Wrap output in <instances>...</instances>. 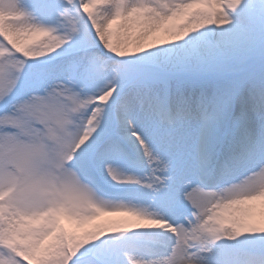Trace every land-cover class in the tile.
I'll return each mask as SVG.
<instances>
[{"label": "snow or ice", "instance_id": "snow-or-ice-1", "mask_svg": "<svg viewBox=\"0 0 264 264\" xmlns=\"http://www.w3.org/2000/svg\"><path fill=\"white\" fill-rule=\"evenodd\" d=\"M0 264H264V0H0Z\"/></svg>", "mask_w": 264, "mask_h": 264}]
</instances>
